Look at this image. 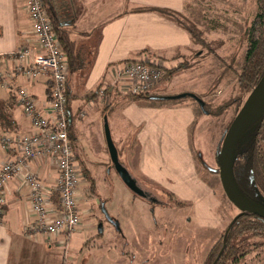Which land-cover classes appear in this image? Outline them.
Here are the masks:
<instances>
[{"label":"rangeland","instance_id":"rangeland-1","mask_svg":"<svg viewBox=\"0 0 264 264\" xmlns=\"http://www.w3.org/2000/svg\"><path fill=\"white\" fill-rule=\"evenodd\" d=\"M124 1L125 0H108L106 6L100 7V9H104L99 12H89V17L95 16L97 21L101 19V24L116 21L126 14L127 18L130 19V13L141 12L129 11L131 5L146 4V0H129L130 2L127 4L128 12H124ZM57 2L58 4H65V0H57ZM258 9V0H193L191 8L186 12L183 11L185 15L178 13L174 14L181 23L171 18L172 21H176L177 23H172L171 21V23H168L169 20L167 17L163 16V13H158L159 11L157 10V12L142 11L141 13H143V16L140 17L143 18L142 30L140 27V29L138 28L135 32L129 29L124 30V33L121 34V38L119 39L120 46L118 47V51L125 54V59L116 63V66L122 65L126 61L133 60H150L154 64L160 66L162 70H164V66L174 67L183 63L187 65V67L174 74L172 79L166 78L159 93H162L165 89L166 91H164V93L166 92L168 94L178 95L182 93H194L207 102L208 106L205 107L210 110V114L205 115L196 102H194L195 108L192 110L193 112L189 108L180 111L178 107L180 104L186 101H193L190 96H184L180 99L177 98L175 101H168L166 99L160 100L157 98H142L136 105H140L138 108L139 111H141L140 108H148L143 112L144 116L148 117L149 115L152 116V118L173 119L177 124L174 128L180 133L192 131V123L197 120L199 126L196 128L195 132L198 140L201 139V141H203L201 146L205 147L208 152L210 151L208 153L209 157L204 153V159L208 162L210 169L214 167L217 168V162L213 158V150L218 140L220 137L222 138L221 135H223L250 91L239 83L238 73L241 70L247 47L246 29L256 16ZM168 16L170 17V15ZM151 25L154 27L149 28ZM164 25H172L173 28L174 25L179 27L178 30H183L180 33H185V36L181 40H179V37L177 39L175 36L176 32H172L170 29L167 30L164 28ZM184 25L193 26L194 28L192 29L198 32L200 39H203V43H199L194 39L191 40L189 38L190 32ZM169 32H172V34ZM79 33L84 35L87 34L85 31ZM91 34L90 39L78 37L77 40L80 42L88 40L91 45H94L96 40L99 41L100 29L97 27ZM114 41L115 35H113L111 39L112 45ZM144 48H149L150 51L166 57V60L157 56L155 57V55H151L146 51L142 52ZM140 51L142 53H139ZM177 52L179 53L178 57H176ZM88 63L89 60L85 62L83 67L70 73L69 81H71L72 74H74L73 88L78 91L77 94H84L85 88L87 87L85 83L87 80H90L89 75L91 71L88 72V69H90ZM79 79H82V81L85 80L81 82L78 81ZM104 85H106V83ZM38 93H40V96L43 95L41 92ZM105 96L99 98L97 92H94V90L89 92L87 98L90 97L96 100H94L91 105L88 104L84 107L85 110L87 109V115L83 119H76L74 121V126L78 132V145L75 146L74 152L81 156H84V153H88L89 160L94 161L92 165L90 163L89 165L96 168L98 171L96 175L99 177V179H97V193L103 197L112 198L111 203L106 202V209L119 218L123 228L127 226L129 230H133L136 225L138 227L144 226L137 220L138 218L143 217L142 223L147 224L148 218L151 217V213L148 210L149 207L139 200H135L132 203L130 191L123 185L117 174L115 172L109 173L108 168L104 167V162L109 159L104 138L103 115L100 111ZM158 97L161 96L159 95ZM106 99L108 100V98ZM113 100L114 99H112V101ZM82 101V98H77L74 100L73 105H77L79 104L78 102ZM107 102L110 103L109 101ZM155 103H157V105ZM88 106H91V108H89L90 110H88ZM116 110L118 113L117 116L120 118V124L124 127L121 132V137L119 139L115 138L118 145L125 141L127 143L132 142L135 145L138 140L139 144L136 149L140 150L143 139L141 140L138 138L142 135V138L145 139L150 136H158V133L151 131H143V134L141 131L136 133L134 122L128 120L130 109L126 108V106H122L119 109L116 108L113 112L115 113ZM126 120L129 121V126L126 125L128 123ZM146 120H148V118L143 119L144 129H147L146 127L148 126ZM189 120L191 121L190 123L187 122ZM112 127L113 134H115L114 125ZM139 127L138 125V128ZM117 134L119 133L117 132ZM116 135L114 136L116 137ZM133 140L135 141L133 142ZM156 141L158 142V140ZM147 143L150 145L152 153L148 158L149 161L145 162V164H149L155 169L165 170V167L170 165L171 157L170 152H168L167 143L164 141V144L160 145L162 147L160 149L158 144L155 143V140H148ZM177 148L178 150L182 149L179 145ZM187 149L188 148L185 146L182 150L187 153ZM188 164L192 168L193 163ZM76 168L81 176L82 182L79 184L80 189L78 190V195L82 198V200L78 199V207L81 217L84 220L82 221L83 224L79 227L81 230L78 229L79 231L72 233L67 241H65L64 237L61 235L54 238V244L52 243L51 247H48L46 244L50 242L42 237L41 244L36 245L37 249L32 255L33 264L38 263L35 261H42V263L46 261L47 264H104L103 255L100 254L97 247L98 245L107 246L109 242L113 243V239L115 240V244H117V249L120 250V239L122 238L120 235L117 236L112 227L107 223L103 225L104 236L95 238V248H89L88 245L84 244V241L97 231V227L95 229L93 228V224L97 221L93 218L95 216V211L93 210L91 201H95L94 203L97 204L96 202L98 199L94 197L89 200L86 199L88 182L81 174L80 164L77 161ZM136 172L146 183L152 184L155 182L151 180L152 177H150L151 175L149 176L147 169L138 167L136 168ZM106 177H108V179L107 182L104 183V178L106 179ZM110 177L111 180H109ZM204 178L207 179L209 187L219 185L220 179L216 172L207 174ZM224 198V206L217 211V214H219L217 215L219 219L218 222V219L210 215L205 207L201 208L202 217H199L197 221L194 220L197 216L194 213V209L193 212H191L189 208H186L183 213L193 218V221L190 223L189 234L190 238L192 236V245L196 248V256L193 254L195 263L202 260L208 245L213 241L217 232L224 227L237 211L226 199L225 195ZM95 206L97 205H94V208ZM96 215L102 218L98 211H96ZM151 224L152 221L148 228L151 227ZM32 249H35V247ZM150 256H152V254Z\"/></svg>","mask_w":264,"mask_h":264},{"label":"flooded vegetation","instance_id":"flooded-vegetation-1","mask_svg":"<svg viewBox=\"0 0 264 264\" xmlns=\"http://www.w3.org/2000/svg\"><path fill=\"white\" fill-rule=\"evenodd\" d=\"M173 75L170 79H172ZM167 76L166 71L163 70V76L158 85ZM159 95L171 96L176 94L159 93L157 91L150 93L147 97L152 99L153 96L158 97ZM192 99L198 104L205 115L210 114V110L205 107L208 104L203 98V107L194 98ZM166 100L175 101L176 99ZM261 118L246 140L249 144L247 155V161L250 164L249 179L243 185L236 180L248 197L257 202L264 203V115ZM198 126L199 124H197L196 120L192 123V131L188 133L185 131L175 136L168 135L165 138L158 134L157 137L150 136L146 139L144 138L145 141L155 140L159 149L162 148L160 145H163L164 141L168 144V152H170L171 157L170 165L165 167V170L155 169L149 164L146 165L145 162L141 163L139 158L133 157L131 155L132 149L130 148L132 142L127 143L125 141L118 145L113 139L119 153L123 154V157L125 156L124 158L120 157V160L125 165L126 170L136 178L140 194L136 195L121 180L114 166L111 165L110 157L104 164V167L108 168L109 173L115 172L117 174L123 185L130 191L132 203L135 200H139L149 207L148 210L151 213L147 224L142 223L143 217L138 218L137 220L144 226L138 227L136 225L133 230H129L127 226L123 228L119 218L106 209V202L111 203L112 198L103 197L97 193V179L99 177L96 175L98 171L89 165V163L92 165L94 161L89 160L88 153H84V156L75 153V156L77 155L76 159L80 164L81 174L87 178L88 182L86 189L88 193L85 197L87 200L92 197L98 199L97 204L94 203L95 201H91L93 210L95 211L93 218L97 221L93 224V228L97 227V231L88 237L84 241V244L88 245L89 248H95V238L104 236V223L112 227L115 234L117 236L120 235L122 238L120 239V250L117 249L114 239L113 243L109 242L107 246L98 245L97 249L103 255L104 264H264V218L253 213H242L226 196L221 180L218 186H208L207 179L204 176L213 172L219 175V172L218 170H213L216 167L210 169L208 162L204 159V153L208 156L210 151L208 152L205 147H202L203 141L201 139L199 141L197 138L195 130ZM109 127L111 130L110 123ZM70 138L74 149L77 138L72 137L71 127ZM244 143L245 137L237 144L238 150L234 163L235 178L238 177L241 182L243 180V165L245 164L244 152L247 151ZM181 144H184L188 148L186 150L187 153L182 149L178 150L177 146ZM220 145L221 137L213 150V158L217 162V167ZM260 159H262L263 165H261ZM188 163H193L192 168ZM138 167L147 169L149 176L151 175L150 177H152L151 180L155 182L152 184L146 183L137 174L136 168ZM107 179L108 177L104 178V183L107 182ZM109 180H111V177ZM224 195L237 211L224 227L217 232L213 241L208 245L202 260L195 263L193 254L196 256V248L192 245V236L190 238L189 234L190 223L193 221V218L183 213L186 208H189L191 212L194 209V213L197 215L194 220L197 221L199 217H202L201 208L205 207L210 215L218 219L217 215L219 214H217V211L224 206ZM94 205L97 206L94 208ZM104 209L111 220H108L103 211ZM96 211L99 212L102 218L96 215ZM82 221L84 220L81 217V224H83ZM151 221V227L148 228ZM100 223H102L101 231L99 230ZM151 254L152 256H150Z\"/></svg>","mask_w":264,"mask_h":264},{"label":"crops","instance_id":"crops-1","mask_svg":"<svg viewBox=\"0 0 264 264\" xmlns=\"http://www.w3.org/2000/svg\"><path fill=\"white\" fill-rule=\"evenodd\" d=\"M52 1L57 8L61 9L58 14L59 19L62 21L61 24L63 29H65L71 35V38L76 41V48L80 56L82 57V60L84 62L89 60L88 66H90V69H88V72L91 71L90 75L88 73L90 80H87V82L85 83L87 87L85 88V92L83 95L77 94L78 91L73 88L74 74H72V79L71 81H69L68 108L71 117L72 137L77 138L78 133L76 127L74 126V121L76 119H83L87 115V109L85 110L84 107L88 104L91 105V103L96 100L90 97L87 98V96H89V92L96 89L97 86L104 85L105 83L107 86H109V88L106 92L104 103H102L100 107V111L103 115V119L104 115L107 116L111 126L112 134V126L114 125L115 134H113V139L115 142L116 139H119L121 137V132L123 131L124 127L120 124V118H118L119 116H117V110L115 113L113 111L116 108H121L122 106H126V108L130 109L128 120H130V122H134L136 133L138 131H141L143 134V131H151L158 133L164 138L168 135L175 136L179 134L180 132H178L176 128H174L177 124L173 119H164L157 117H153V119L152 116H144L143 112L148 108H140L142 111L141 112L138 110L140 105H136L142 98L130 99L124 95L125 93L120 91L119 87H115L114 85H112V72L114 67L116 66V63L125 59V54L118 51V47L120 46L119 39L121 38V34L124 33V30L129 29L130 31L135 32L139 27H142L143 18H140L143 16V13H141L142 11H156L155 9H150L153 7L167 9L176 14H184V12L188 11L191 8L193 0H146V4L144 3L141 5H131L129 11L141 12L130 13V19L127 18L126 14L124 17L116 21L108 23L105 22L104 24H101V19L97 21L95 16L89 17L88 13L92 11L99 12L100 10L104 9H100V7L106 6L108 0H65V4H58L57 0ZM129 2V0L124 1V12H128L127 4ZM24 4L25 0H0V54L4 56L2 62L3 68L6 71H11L12 69V61L7 59V56H9L20 45L32 40L31 20L24 9ZM61 5H63V9L61 8ZM158 13L162 12L159 11ZM163 16L167 17V19L169 20L168 23H177L176 21H172L174 20L173 18L165 14ZM151 26H149V28L154 27L153 25ZM97 27L100 29V38L99 41L96 40L94 42V45H91L88 40H85L83 42L77 40L78 37L90 39L92 35L91 33ZM164 28H166L167 30L170 29L172 30V32L175 31L176 34H173H175L177 39L179 37V40H181L185 36V33H182L183 35L180 33L183 30H178L179 27H176L175 25L174 28L172 27V25H164ZM83 31L87 32V34H85L87 36L79 33ZM172 32L169 33L172 34ZM113 35H115V41L112 45L111 39ZM189 35V38L192 40L193 38L191 33H189ZM144 49H147L146 52H148L149 54L166 60V57L150 51L149 48ZM178 55L179 53L177 52L176 57H178ZM69 72L71 73V71ZM166 78L170 79L169 76H167ZM78 81L83 82L82 79H79ZM164 81L159 85H156V92H159V90L162 89ZM12 83L14 85L26 88L37 98L40 106H43L44 103L46 104L49 92V80L46 74L39 76L38 79L34 81L28 80L27 78L19 75L12 79ZM164 91H166V89L163 90V92ZM38 92H41L43 95L40 96V93ZM77 98H82L83 101L78 102L79 104L77 105H73L74 100ZM106 98H108V100ZM112 99L114 100L112 101ZM107 101H109L110 103H108ZM194 102L195 101L193 100L191 102L186 101L185 103L180 104L178 106L179 110H187L189 108L192 111L195 108ZM10 103H12L11 107ZM155 104L157 105V103ZM89 108H91V106H88V110H90ZM104 110L106 111L104 112ZM8 115H10V117H8ZM2 116L8 118L10 123L8 122V120L7 122H5V119H3ZM145 118H148V120H146L148 124V126L146 127L147 129L143 128V119ZM128 120H126V122H128L126 125L129 126ZM187 122L190 123L191 121L189 120ZM138 125L140 126L139 128ZM5 127H7L8 131L13 130L20 133H27L33 130L30 120L24 114L21 107L16 103L14 92L3 87L0 83V133L7 130ZM117 132L119 134H117ZM114 135H116V137ZM142 137L143 135L138 138L141 140L143 139L142 144L140 145V150L136 149L139 144L138 140L135 145L134 143H132L130 146V148L132 149L131 155L133 157L139 158L141 163L148 162V158L152 153L150 145H148L147 141H145V139ZM134 141L135 140H133V142ZM77 145L78 143L76 142V146ZM182 146L185 148L184 144L179 145V147L183 149ZM15 154L16 153L13 150L8 152L0 148V167L8 158H13ZM106 161L104 163H106ZM30 166L32 170L38 173L39 177L45 184L50 186L55 184L57 178V168L54 159H51L49 157L37 158L30 163ZM85 179L87 180V178ZM78 199L82 200L81 196L78 195ZM32 219L33 213L31 211L29 189L26 186H23L20 183L19 179H10L5 187L4 209L3 213L0 215V264H33L32 255L37 249L36 245L41 244L40 242L43 238L40 236H33L32 234H28L26 232L25 226ZM87 226L90 227L89 225ZM79 230H81V228ZM52 243L54 244L53 241L46 244L48 247H51ZM33 247H35V249H32ZM35 262H38L37 264H47L46 261L43 263L42 261Z\"/></svg>","mask_w":264,"mask_h":264},{"label":"built area","instance_id":"built-area-1","mask_svg":"<svg viewBox=\"0 0 264 264\" xmlns=\"http://www.w3.org/2000/svg\"><path fill=\"white\" fill-rule=\"evenodd\" d=\"M24 9L31 20L32 40L7 56L12 61L11 71L3 68L4 56L0 54V83L14 92L16 103L30 120L33 130L0 133V148L16 153L0 167V215L4 209L5 187L10 179L17 178L30 192L33 219L25 226L26 232L49 242L60 235L67 241L81 225L78 207L81 176L70 138L68 57L44 0H25ZM45 74L49 92L43 106L26 88L12 83L19 75L34 81ZM162 76L163 70L150 60L126 61L114 67L112 85L125 94H147L152 93L150 90L158 85ZM108 88L100 85L97 96L104 97ZM41 157L55 160L57 178L52 186L45 184L31 169L30 163Z\"/></svg>","mask_w":264,"mask_h":264},{"label":"water","instance_id":"water-1","mask_svg":"<svg viewBox=\"0 0 264 264\" xmlns=\"http://www.w3.org/2000/svg\"><path fill=\"white\" fill-rule=\"evenodd\" d=\"M199 54V53H198ZM156 86L150 92L156 91ZM184 96H191L201 107L204 106V100L194 93H182L171 96H161L152 98L157 99H177ZM264 115V72L257 83L249 91L248 96L242 106L236 112L234 118L227 126L222 138L218 153V167L213 170H218L220 180L226 196L229 200L243 213H253L264 218V203L257 202L248 197L237 183L234 174V163L236 157V146L238 142L249 132L253 131L258 120ZM104 137L109 153L111 165L114 166L121 180L128 187L139 195L136 178L126 170L125 165L120 160L121 154L113 141L111 130L109 127L108 118L104 115L103 119ZM123 158V157H122ZM111 220L107 211L103 210ZM102 223L99 224V230H102ZM119 228L118 223L116 222Z\"/></svg>","mask_w":264,"mask_h":264},{"label":"trees","instance_id":"trees-1","mask_svg":"<svg viewBox=\"0 0 264 264\" xmlns=\"http://www.w3.org/2000/svg\"><path fill=\"white\" fill-rule=\"evenodd\" d=\"M44 2H45V8H46L53 24H54V27L57 31V34L59 36V40H60L64 50L67 53L69 71L72 72L74 70H77V69L83 67L85 65V62L82 60V57L80 56V54L76 48V41L73 38H71L70 34L65 29H63V27H62V24H61L62 21L59 19V14H58L61 9L57 8L53 4L52 0H44ZM258 5H259L258 12H257L256 16L254 17V19L252 20V22L250 23V25L246 29L247 47H246L244 61H243L241 70L238 73L239 83L244 88H246L247 90L252 89V87L257 83V81L259 80V78L261 77V75L264 72V0H258ZM61 8L62 9L64 8L63 5H61ZM150 9L158 10L167 16L170 15V17L173 18L174 20L175 19L177 20V17H175V15H174L176 13H174L170 10L153 8V7ZM177 21L180 22L179 20H177ZM184 27L191 33L194 40H196L199 43H203V41H202L203 39H200L198 32L197 31L195 32V30L192 29V28H194L193 26L184 25ZM145 51H147V49L142 50V52H145ZM142 52H140V53H142ZM138 61H142V60H138ZM186 66L187 65L183 63L181 65H178V66L172 67V68L164 67L165 68L164 70L166 71V74L171 78V76L175 72L181 70L182 68H185ZM99 88H100V86H97V88L94 92H97V90ZM149 94L150 93H147V94H132V93L129 94L128 93V94H124V95L130 99H133V98L136 99V98H148L147 96ZM11 106H12V103H10V107ZM8 117H10V115H8ZM3 119H5V122H7V120L9 122L8 118L3 117ZM259 120H258V122H259ZM258 122L256 123V126H257ZM5 128L7 129V127H5ZM6 131H8V129ZM248 135H250V132L244 136L245 137V143L244 144H245L247 151L244 152L245 164L243 165V170H242L243 171V180L241 182L238 179V177L236 178L242 185L248 181V179H249L248 175L250 173L249 172V169H250L249 165L250 164L247 161L249 144L246 140L248 138ZM237 150H238V145L236 146V153H237ZM260 160H261L260 161L261 165H263L262 159H260Z\"/></svg>","mask_w":264,"mask_h":264}]
</instances>
